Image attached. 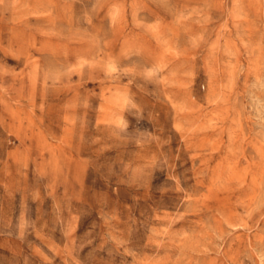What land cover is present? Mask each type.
I'll use <instances>...</instances> for the list:
<instances>
[{"label": "rangeland", "instance_id": "rangeland-1", "mask_svg": "<svg viewBox=\"0 0 264 264\" xmlns=\"http://www.w3.org/2000/svg\"><path fill=\"white\" fill-rule=\"evenodd\" d=\"M0 19V264H264V0Z\"/></svg>", "mask_w": 264, "mask_h": 264}, {"label": "bare ground", "instance_id": "bare-ground-1", "mask_svg": "<svg viewBox=\"0 0 264 264\" xmlns=\"http://www.w3.org/2000/svg\"><path fill=\"white\" fill-rule=\"evenodd\" d=\"M40 1V0H39ZM18 3H20V2H18ZM24 3V2H23ZM147 8V7H146ZM24 11V10H23ZM152 11V10H151ZM19 13H20V11H18ZM17 13V12H16ZM26 17V16H25ZM24 18V17H23ZM163 19V18H162ZM1 20V19H0ZM22 20V19H21ZM49 21V20H48ZM162 22V21H161ZM18 23V22H17ZM206 24V23H205ZM48 25H50V24H48ZM12 27V26H11ZM13 28V27H12ZM21 28V27H20ZM27 28V27H26ZM25 28V29H26ZM27 30V29H26ZM25 32V31H24ZM21 33V32H20ZM19 33V34H20ZM31 35V34H30ZM43 35V34H42ZM47 36V35H46ZM49 36V35H48ZM54 38V37H53ZM27 40H29L28 38H27ZM83 41V40H82ZM29 42V41H28ZM33 42H34V40H33ZM76 42V41H75ZM35 43H37V42H35ZM41 44V43H40ZM67 44V43H66ZM82 44V43H81ZM86 44H89V43H85L84 45H86ZM31 45H32V43H31ZM46 45V44H45ZM45 45H43V46H45ZM53 45V44H52ZM73 45V44H72ZM42 46V45H41ZM51 46V45H50ZM55 46V45H54ZM70 46V45H69ZM115 45H113V47H114ZM56 47V46H55ZM82 47V46H81ZM3 48V47H2ZM17 48V47H16ZM34 48V47H33ZM43 48V47H42ZM72 48V47H71ZM27 49V48H26ZM1 51H2V49H1ZM31 51V50H30ZM35 51V50H34ZM9 52V51H8ZM7 52V53H8ZM26 52H27V50H26ZM11 53V52H10ZM44 53H46V52H44ZM6 55V54H5ZM16 55V54H15ZM16 57V56H15ZM20 57V56H19ZM34 59V58H33ZM35 60V59H34ZM38 60V59H37ZM18 61V60H17ZM38 63V62H37ZM36 63V64H37ZM37 67H35V69H36ZM35 73V72H34ZM34 73H33V75H34ZM98 73V72H97ZM17 74V73H16ZM100 74H101V71H100ZM15 75V74H14ZM36 75V74H35ZM34 75V76H35ZM99 75V74H98ZM32 76V75H31ZM101 76V75H100ZM14 77V76H13ZM98 77V76H97ZM32 79V78H31ZM35 79V78H34ZM36 80V79H35ZM12 81V80H11ZM30 82H31V80H30ZM32 82H33V80H32ZM6 84V83H5ZM9 84V83H8ZM98 85V84H97ZM5 87H7V86H5ZM18 87V86H17ZM1 88V87H0ZM98 88V87H97ZM92 90V89H91ZM10 91V90H9ZM14 91V90H13ZM34 91H35V89H34ZM89 95V94H88ZM16 96H19V95H16ZM28 96V95H27ZM98 96V95H97ZM15 100V99H14ZM2 101V100H1ZM0 101V102H1ZM11 101V100H10ZM3 102V101H2ZM29 102V101H28ZM27 102V103H28ZM40 102V101H39ZM10 103V102H9ZM15 103V102H14ZM19 103H20V100H19ZM2 104V103H1ZM15 104H17V103H15ZM10 105V104H9ZM21 109V108H20ZM41 109H43V107L41 108ZM28 110V109H27ZM32 110V109H31ZM30 110V111H31ZM29 111V112H30ZM26 113H27V111H26ZM20 114V113H19ZM32 114V113H31ZM30 113H29V115H31ZM8 116V115H7ZM38 119V118H37ZM7 124H8V122H7ZM16 124V123H15ZM20 125V124H19ZM8 127V126H7ZM25 131H26V129H25ZM40 131V130H39ZM42 132V131H41ZM9 134V133H8ZM11 135V134H10ZM44 135V134H43ZM28 136V135H27ZM25 137V136H24ZM35 137V136H34ZM32 138H33V136H32ZM41 139V138H40ZM35 140V139H34ZM34 140H32V141H34ZM237 140V139H236ZM24 141V140H23ZM36 141V140H35ZM35 141H34V143H35ZM41 141V140H40ZM48 143V142H47ZM22 144V143H21ZM23 144H24V142H23ZM38 144V143H37ZM42 144V143H41ZM50 144V143H49ZM31 145V144H30ZM39 145V144H38ZM23 146V145H22ZM40 146V145H39ZM50 146H52L51 144H50ZM56 146V145H55ZM31 148V147H30ZM59 148V147H58ZM39 149V148H38ZM47 151V150H46ZM53 151H54V149H53ZM11 153H12V150L10 151ZM31 152V151H30ZM39 152H40V149H39ZM34 153H35V151H34ZM47 153V155H48V152H46ZM17 154V153H16ZM38 154V153H37ZM29 155V154H28ZM30 155H31V153H30ZM57 155V154H56ZM32 156V155H31ZM39 156V155H38ZM58 156V155H57ZM55 157V156H54ZM57 159V158H56ZM45 160V159H44ZM48 160V159H47ZM74 160V159H73ZM41 162V161H40ZM45 162H47V161H45ZM70 162V161H69ZM71 163V162H70ZM204 163V162H203ZM206 165V164H205ZM262 173V172H261ZM235 176V175H234ZM244 215V214H243ZM241 233V232H240ZM232 235V234H231Z\"/></svg>", "mask_w": 264, "mask_h": 264}]
</instances>
